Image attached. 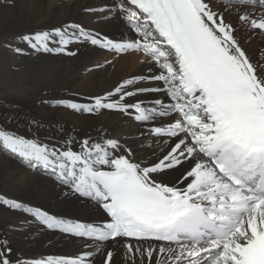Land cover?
<instances>
[{"label": "snow or ice", "instance_id": "1", "mask_svg": "<svg viewBox=\"0 0 264 264\" xmlns=\"http://www.w3.org/2000/svg\"><path fill=\"white\" fill-rule=\"evenodd\" d=\"M85 11L131 38L114 40L80 23L25 35L37 67L47 57L76 56L70 46L86 43L141 52L148 74L55 106L128 116L140 140L157 148L142 157L107 133L53 143L39 137L34 120L0 125V154L31 170L38 185L50 183L58 200L94 203L104 219H64L0 195V208L89 249L29 260L5 237L0 264H97L100 245L110 241L124 249L125 264H264V60L242 43L264 36V0H108ZM112 259L108 251L99 264Z\"/></svg>", "mask_w": 264, "mask_h": 264}, {"label": "bare ground", "instance_id": "2", "mask_svg": "<svg viewBox=\"0 0 264 264\" xmlns=\"http://www.w3.org/2000/svg\"><path fill=\"white\" fill-rule=\"evenodd\" d=\"M107 2L0 0L1 125L15 128L17 123L34 120L41 125L39 137L42 140L50 137L53 143L65 138L82 140L87 136L95 138L98 132L107 133L121 142H127L136 155L142 157L157 148L151 138L140 140L141 129L128 116L108 110L96 115L80 114L54 104L58 99L84 102L82 98L103 95L118 82L133 75L148 74L147 58L141 52L129 50L119 55L86 43L73 44L70 46L73 50L79 49L76 56L47 57L49 59L41 60L38 68L32 49L23 40L25 35L31 36L38 31L69 23H80L114 40L131 38L118 23L107 22L100 13L85 11L87 8H101ZM230 19L235 23L234 16ZM242 43L250 56L264 60V53L260 52L264 46V36H246ZM255 46L257 52H254ZM16 48L21 51L17 53ZM179 174L175 172L165 180H174ZM54 191L46 181L38 185L35 174L16 159L0 154V195L21 200L30 207H39L64 219L104 223L94 203L87 200H58ZM5 237L15 253L29 260L73 256L89 250L81 242L64 239V234L59 231L31 226V222H25L24 215L19 212L0 208V240ZM100 247L101 254L95 255L97 264L101 259H106L108 251L113 253L110 264H125L124 249L120 244L110 241L102 243Z\"/></svg>", "mask_w": 264, "mask_h": 264}, {"label": "rangeland", "instance_id": "3", "mask_svg": "<svg viewBox=\"0 0 264 264\" xmlns=\"http://www.w3.org/2000/svg\"><path fill=\"white\" fill-rule=\"evenodd\" d=\"M253 46V45H252ZM131 51H134V50H131ZM254 52H257V49H256V46H255V49H254ZM260 52L264 53V46H262ZM123 55V54H122ZM25 58H28V57H25ZM49 58H46V60H48ZM1 125V123H0Z\"/></svg>", "mask_w": 264, "mask_h": 264}]
</instances>
